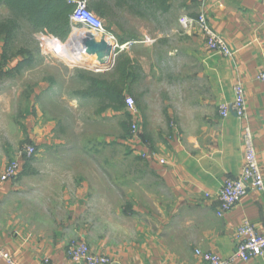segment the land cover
Here are the masks:
<instances>
[{
    "label": "crops",
    "instance_id": "obj_1",
    "mask_svg": "<svg viewBox=\"0 0 264 264\" xmlns=\"http://www.w3.org/2000/svg\"><path fill=\"white\" fill-rule=\"evenodd\" d=\"M109 3L103 31L71 23L63 47H80L86 33L96 41L105 35L115 58L110 69L94 72L93 85L122 89L135 110H116L108 89L84 92L88 86L79 79L69 89L72 99L63 89H0V174L25 143L36 147L15 178L0 181V250L18 264H82L68 258L66 247L83 240L109 264H206L197 248L229 264H264V254L249 261L233 256L244 222L264 234V191L250 189L222 216L216 198L224 180L241 171L245 122L264 176V81L258 78L264 0ZM200 13L230 56L210 50L196 25L184 29L179 22ZM128 41L134 42L116 47ZM118 58L121 80L114 74ZM238 83L246 119L219 112ZM56 103H69L81 117L73 137L64 136L65 119L50 114ZM133 120L138 134L131 132ZM110 142L121 148L103 149Z\"/></svg>",
    "mask_w": 264,
    "mask_h": 264
},
{
    "label": "built area",
    "instance_id": "obj_2",
    "mask_svg": "<svg viewBox=\"0 0 264 264\" xmlns=\"http://www.w3.org/2000/svg\"><path fill=\"white\" fill-rule=\"evenodd\" d=\"M72 5L73 9L69 15L72 24H80L88 30L99 33L103 31V21L88 8V0H62ZM179 22L184 29H189L196 25L204 35L207 47L224 56H230L232 50L224 38L212 28L208 18L204 13L196 17L183 15ZM134 41H128L124 44L116 43L118 49H123L126 45ZM264 81V72L258 75ZM235 97L232 102L220 105V114L227 116L233 112L240 119H246L247 107L244 97V90L241 83L234 87ZM127 111L134 112V99L131 96L125 97ZM139 122L133 120L131 123L132 134H138ZM242 142L244 147V161L240 173L234 177H227L216 194L218 200L217 215L222 216L229 211L239 200L250 190L256 189L264 191V176L257 160V153L254 144L251 127L247 122L242 127ZM36 153L34 144L25 143L18 151L17 158L10 160L0 174V181L5 182L15 178L22 166V159L31 158ZM164 162V159H160ZM206 197L209 193L205 194ZM237 235L240 241L237 244L233 256L243 261H249L252 257L264 254V234H259L254 225L244 222L237 229ZM66 254L72 261L82 264H109L111 260L102 253L93 251L90 246L83 240H71L66 247ZM195 254L203 259L206 264H229V260L221 257L217 253L195 249ZM0 256L5 260V264H18L13 256L0 250Z\"/></svg>",
    "mask_w": 264,
    "mask_h": 264
},
{
    "label": "rangeland",
    "instance_id": "obj_3",
    "mask_svg": "<svg viewBox=\"0 0 264 264\" xmlns=\"http://www.w3.org/2000/svg\"><path fill=\"white\" fill-rule=\"evenodd\" d=\"M11 17L14 19L12 24L16 23V27L7 22V19H11ZM102 21L106 25L108 18L104 17ZM0 26H8L10 29L7 61L1 57L4 38L0 37V89H25L24 94L26 89H63L65 96L71 98L75 96L70 93L69 89L81 85L74 84L76 79L87 84L85 76H93L96 73V70L92 69L95 63L88 57L85 58V61L84 59L73 61L66 60L57 54V51L65 46L69 35L62 38L47 32L45 28L33 26L29 21L23 20L19 14L16 15V12L4 4L3 0H0ZM71 53L75 55L74 52L71 51ZM20 64L22 66L17 67ZM102 66L103 68H100ZM100 67L96 68L103 71L107 65L104 64ZM74 112L75 110L69 103L65 105L56 103L54 110L50 111L51 115L60 117L62 120L65 119L67 130L64 136L66 138L73 137V129L80 131L79 123L82 119L81 117L76 118ZM80 113H82L81 110ZM107 127L110 130V124ZM107 127L102 128L100 132L102 135L108 131ZM101 145L102 143H100ZM118 148L121 147L117 142H110L103 149Z\"/></svg>",
    "mask_w": 264,
    "mask_h": 264
},
{
    "label": "trees",
    "instance_id": "obj_4",
    "mask_svg": "<svg viewBox=\"0 0 264 264\" xmlns=\"http://www.w3.org/2000/svg\"><path fill=\"white\" fill-rule=\"evenodd\" d=\"M3 3L6 4L14 12H16V15L19 14L20 16H22L23 20L29 21L33 26L35 25V27L37 28H45L47 32L52 33L55 36L62 38L66 37L71 30L69 15L73 9V6L67 4L65 1L3 0ZM88 8L99 18H101L102 16L105 18L111 16L112 6L109 3V0H88ZM13 21V17H11V19H7V22L11 23V26L13 25V27H16V23L12 24ZM9 36L10 29L8 28V26H0V37L4 38V49L3 52H1V57H3L4 61L8 60L7 49L9 44ZM21 66L22 64L17 65V67ZM122 66V61L119 58L116 59V62L114 64V74L118 76V79L120 78L119 80H121L122 77ZM85 77L88 82L86 92L95 91V89H101V92H104V89H108V87L94 86L96 83H98V77L91 75H87ZM108 91L109 94L112 93V97L116 99V110L121 111L124 110V108L126 109L125 97L123 98L121 95L122 89H108ZM27 159L30 158H25L24 160Z\"/></svg>",
    "mask_w": 264,
    "mask_h": 264
},
{
    "label": "water",
    "instance_id": "obj_5",
    "mask_svg": "<svg viewBox=\"0 0 264 264\" xmlns=\"http://www.w3.org/2000/svg\"><path fill=\"white\" fill-rule=\"evenodd\" d=\"M77 53L83 54L86 57H95V64L92 66V69L98 71V69L103 68L101 65H107L104 67V70L110 69L114 62L115 51L113 44H111L105 35H103L98 41H96L95 37L91 33H86L81 38L80 47L75 45ZM106 58L107 61H103ZM112 58V63H110V59ZM100 67V68H96Z\"/></svg>",
    "mask_w": 264,
    "mask_h": 264
},
{
    "label": "bare ground",
    "instance_id": "obj_6",
    "mask_svg": "<svg viewBox=\"0 0 264 264\" xmlns=\"http://www.w3.org/2000/svg\"><path fill=\"white\" fill-rule=\"evenodd\" d=\"M75 36H76V35H75ZM67 44H68V43H67ZM66 46H67V45H66ZM68 46H69V45H68ZM68 46H67V47H68ZM70 47H71V46H70ZM74 50H76V47H75V46H73L72 49L62 47L61 49H59V50L57 51V54L60 55L61 57L65 58L66 60H73V61L77 60V61H80V60L84 59V61H85V60L87 59V58L84 57L83 55L77 53V51L74 52ZM71 51L74 52L76 56L73 55V53H71ZM66 57H68V58H66ZM85 58H86V59H85ZM90 59H91V58H90ZM73 63H74V62H73ZM91 63H92V62H91Z\"/></svg>",
    "mask_w": 264,
    "mask_h": 264
}]
</instances>
